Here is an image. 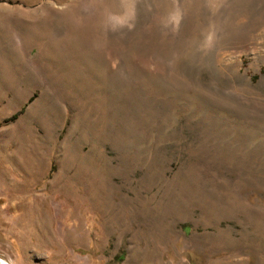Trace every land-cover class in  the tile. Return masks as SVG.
Here are the masks:
<instances>
[{"label":"rangeland","instance_id":"1","mask_svg":"<svg viewBox=\"0 0 264 264\" xmlns=\"http://www.w3.org/2000/svg\"><path fill=\"white\" fill-rule=\"evenodd\" d=\"M0 258L264 264V0H0Z\"/></svg>","mask_w":264,"mask_h":264},{"label":"water","instance_id":"2","mask_svg":"<svg viewBox=\"0 0 264 264\" xmlns=\"http://www.w3.org/2000/svg\"><path fill=\"white\" fill-rule=\"evenodd\" d=\"M2 260H3V259H2V258H0V264H2ZM3 261H4V260H3ZM4 264H5V261H4Z\"/></svg>","mask_w":264,"mask_h":264},{"label":"bare ground","instance_id":"3","mask_svg":"<svg viewBox=\"0 0 264 264\" xmlns=\"http://www.w3.org/2000/svg\"><path fill=\"white\" fill-rule=\"evenodd\" d=\"M2 264H4V261H2Z\"/></svg>","mask_w":264,"mask_h":264}]
</instances>
